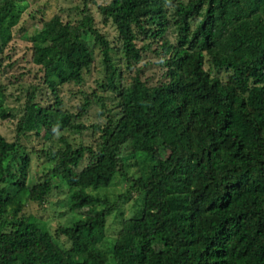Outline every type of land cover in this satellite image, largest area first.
<instances>
[{"label": "trees", "instance_id": "1", "mask_svg": "<svg viewBox=\"0 0 264 264\" xmlns=\"http://www.w3.org/2000/svg\"><path fill=\"white\" fill-rule=\"evenodd\" d=\"M20 1L0 0V45L18 24ZM98 11L117 30V60L87 4L79 21L54 15L26 37L42 86L27 94L16 140L0 136V264H264V0H110ZM87 38L101 55V87L117 101L106 108L85 95L72 114L60 90L83 84L94 58ZM151 48L161 72L153 86L139 67ZM93 99L104 119L90 127L97 143L74 147L60 137L59 147L43 151L51 172L31 183L21 139L82 134ZM5 102L0 92L3 120ZM119 174L127 194L111 201L89 193ZM55 178L75 215L52 235L23 210L43 204ZM132 191L143 199L141 212L109 241L107 219ZM60 236L68 248L57 244Z\"/></svg>", "mask_w": 264, "mask_h": 264}, {"label": "rangeland", "instance_id": "2", "mask_svg": "<svg viewBox=\"0 0 264 264\" xmlns=\"http://www.w3.org/2000/svg\"><path fill=\"white\" fill-rule=\"evenodd\" d=\"M187 1V0H185ZM110 0H21L17 6L19 10V20L11 32V39L0 45V92L6 97L4 108L6 114L9 115L6 119L0 118V136L7 142L16 140V126L19 119L22 117L24 104L27 94L33 90H37L42 86V74L35 67L31 59V44L26 37L31 35L36 27H41V22L49 20L54 15H59L66 23L73 24L82 18L81 10L84 5H88L90 14L92 15L94 26L98 32L110 44L114 50L113 57L118 59L120 56L117 53V48L121 43L118 38L117 30L111 22H104L103 17L99 14L98 8L107 5ZM168 37H172L169 34ZM93 52V63L88 72L83 75V84L75 86L69 84L61 88L60 96L63 103V109L67 112L75 114L80 105L84 102V96H92L105 100L106 108H112L116 103V96L113 93L105 91L103 86L104 69L101 64V55L97 48H93V41L89 38L85 40ZM138 47L143 44L138 43ZM150 52L142 53V60L139 67L142 69V80L148 85H154L161 80V72L158 69L157 58ZM207 70V66L205 67ZM134 72L129 73L133 76ZM127 74V73H126ZM221 76H224L223 74ZM47 99V93L44 92L41 96ZM91 99V97H90ZM88 109L87 114L80 121L82 125L87 127L82 134H76L69 131H55L52 140L45 143L43 133L39 137L30 135L21 139L22 145L28 152L31 158L30 169L27 173V178L31 183H37L41 177L51 172V164L47 162L43 151L49 147L55 150L60 146L59 138H65L71 145L78 147L84 145L86 147H94L98 141V133L93 132L91 126L104 121L98 117L100 105L94 99ZM134 161L130 160L129 165H132L127 170V175L130 178L137 176V169L133 166ZM87 164V160L83 161L81 168ZM52 179V178H51ZM54 188L50 195L46 198L43 204L27 202L25 204L23 215L34 216L37 219L45 222L49 232L54 235L55 230L61 226L69 224L73 221L74 215L69 211V191L60 179H53ZM130 183L125 180L123 175H117L112 185L108 189L89 191L91 195L105 196L111 201L115 200L119 195L127 194ZM130 198L126 202L121 203L118 213L111 215L107 219L106 239L113 241L119 233L123 220L138 216L142 208V197L139 193L129 192ZM57 244L66 249L69 243L64 237L55 239ZM105 249V248H104ZM108 264H112L109 262Z\"/></svg>", "mask_w": 264, "mask_h": 264}]
</instances>
